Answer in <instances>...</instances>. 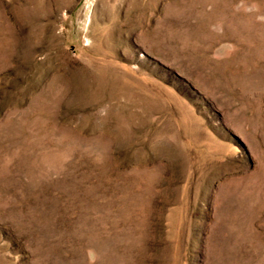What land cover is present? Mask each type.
I'll list each match as a JSON object with an SVG mask.
<instances>
[{
	"label": "rangeland",
	"instance_id": "obj_1",
	"mask_svg": "<svg viewBox=\"0 0 264 264\" xmlns=\"http://www.w3.org/2000/svg\"><path fill=\"white\" fill-rule=\"evenodd\" d=\"M0 264H264V0H0Z\"/></svg>",
	"mask_w": 264,
	"mask_h": 264
}]
</instances>
